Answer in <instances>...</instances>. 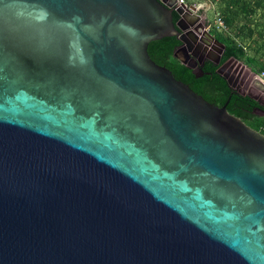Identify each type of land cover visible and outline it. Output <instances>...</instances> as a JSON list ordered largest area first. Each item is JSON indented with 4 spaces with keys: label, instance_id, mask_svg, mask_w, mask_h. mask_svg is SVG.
Masks as SVG:
<instances>
[{
    "label": "water",
    "instance_id": "obj_1",
    "mask_svg": "<svg viewBox=\"0 0 264 264\" xmlns=\"http://www.w3.org/2000/svg\"><path fill=\"white\" fill-rule=\"evenodd\" d=\"M195 9L0 0V264H264V110Z\"/></svg>",
    "mask_w": 264,
    "mask_h": 264
},
{
    "label": "rangeland",
    "instance_id": "obj_2",
    "mask_svg": "<svg viewBox=\"0 0 264 264\" xmlns=\"http://www.w3.org/2000/svg\"><path fill=\"white\" fill-rule=\"evenodd\" d=\"M197 9V13L205 20L207 32L213 36L211 29L219 32L221 36H227L235 42L243 45L246 56L252 57V62H247L245 58L238 60L235 64H242L246 71L247 84H251V94H258L260 88L264 93V9L254 8L249 14H244L241 9L244 1L250 0H184ZM195 9V10H196ZM220 13L230 17L229 24L217 29L213 26L215 14ZM193 14V12H191ZM215 46V44H214ZM212 53H215L211 49ZM261 119V120H260ZM258 120V119H257ZM249 127L259 131L264 135V120L243 121Z\"/></svg>",
    "mask_w": 264,
    "mask_h": 264
},
{
    "label": "flooded vegetation",
    "instance_id": "obj_3",
    "mask_svg": "<svg viewBox=\"0 0 264 264\" xmlns=\"http://www.w3.org/2000/svg\"><path fill=\"white\" fill-rule=\"evenodd\" d=\"M174 5V4H173ZM190 14V15H189ZM186 17L183 18V23L187 24V31L191 29L193 26L203 25L205 26V20L197 13V9L193 12V14L189 13ZM191 23V26L188 25ZM186 38L188 43L191 45L188 53L191 59L196 61L197 57H201L200 61H196V66L199 67L202 59L214 64L215 61H218L222 49L224 46H219L221 44L219 42L214 43L213 36L209 34V36L201 34L197 37L193 38L192 35L187 32ZM216 40V39H215ZM215 44V46H214ZM222 45V44H221ZM211 49L214 50L215 53L211 52ZM191 55V56H190ZM238 62L236 59H226L225 61L218 63L214 68V73L216 70L219 71V78L224 82L225 86L230 88L231 91L235 92L234 94L239 95L241 97H248L253 102H255L262 110H264V93H261L263 90L260 88L258 94H251V84H247L246 79V71L243 69L242 64H235ZM253 118H264L263 116L252 115L250 119Z\"/></svg>",
    "mask_w": 264,
    "mask_h": 264
},
{
    "label": "trees",
    "instance_id": "obj_4",
    "mask_svg": "<svg viewBox=\"0 0 264 264\" xmlns=\"http://www.w3.org/2000/svg\"><path fill=\"white\" fill-rule=\"evenodd\" d=\"M254 8L264 9V0L244 1L243 5L241 7L244 14H246V15L249 14L250 12H252V10ZM173 13L178 17V15L174 11H173ZM218 15H220L221 19L223 20V22H225L226 25L229 24L230 17L228 18L225 15H222L220 13H218ZM211 32H213V37L216 39V41L221 43L224 46V48H229L230 46L233 47L231 50H227V55L219 63L225 61L228 58H233L236 60H241L242 58H245L247 62H252V60H253L252 57L246 56L243 45L235 42L230 37L221 36L219 34V32L215 31L213 28L211 29ZM164 61L169 63V64H172V65H176V64L180 65L181 64L180 61H176L173 56H171L170 54H167V53L165 54ZM214 68L211 70L212 74L219 78V75L217 73H214ZM259 69L264 70V67H260ZM237 96H239V95H237ZM239 97H241V96H239ZM241 98H243V97H241ZM236 117H238V116H236ZM239 118L242 121H249V120L259 121V118H253V119H250V117H245V118L239 117ZM263 120H264V118H262V121ZM251 127H253V126H251Z\"/></svg>",
    "mask_w": 264,
    "mask_h": 264
},
{
    "label": "built area",
    "instance_id": "obj_5",
    "mask_svg": "<svg viewBox=\"0 0 264 264\" xmlns=\"http://www.w3.org/2000/svg\"><path fill=\"white\" fill-rule=\"evenodd\" d=\"M207 1H210V0H207ZM179 5H183L185 8L192 6L191 4L186 3L184 0H175V7ZM213 26L216 27L217 29L224 27V22L221 19L220 15H218V13L215 14V17L213 18Z\"/></svg>",
    "mask_w": 264,
    "mask_h": 264
}]
</instances>
